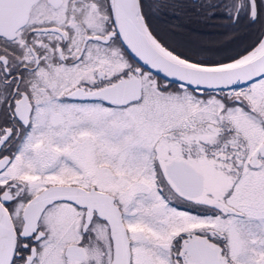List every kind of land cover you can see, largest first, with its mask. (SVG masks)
<instances>
[{"label": "snow or ice", "instance_id": "snow-or-ice-1", "mask_svg": "<svg viewBox=\"0 0 264 264\" xmlns=\"http://www.w3.org/2000/svg\"><path fill=\"white\" fill-rule=\"evenodd\" d=\"M0 264H264V0H0Z\"/></svg>", "mask_w": 264, "mask_h": 264}, {"label": "flooded vegetation", "instance_id": "flooded-vegetation-1", "mask_svg": "<svg viewBox=\"0 0 264 264\" xmlns=\"http://www.w3.org/2000/svg\"><path fill=\"white\" fill-rule=\"evenodd\" d=\"M161 19H162V22L167 25H171V24L180 25L179 30L169 29V31H172L175 33V38L180 41L189 42L194 45L197 44V46L203 47L212 53L217 52L218 50H220L222 47L226 45L225 28L223 26L224 21L222 20L212 19V20L206 21V23H208V30L205 32H201V33L198 32L197 34L198 38L202 35L201 37L203 39H200V40H207L206 43H202L201 41H196L195 39L196 37V34H195L196 18H195L194 13L188 12L187 14H183L182 11L176 12V13L170 12L167 14V16ZM200 20H203V19L200 18Z\"/></svg>", "mask_w": 264, "mask_h": 264}, {"label": "trees", "instance_id": "trees-1", "mask_svg": "<svg viewBox=\"0 0 264 264\" xmlns=\"http://www.w3.org/2000/svg\"><path fill=\"white\" fill-rule=\"evenodd\" d=\"M195 18H196V20H195V34H196V37H195V39H196V41H201L202 43H206L207 42V40H200V39H203L201 36L198 38L197 37V34H198V32L199 33H201V32H205V31H207L208 30V23H206V21H204V20H200V18H202V17H198L197 15H195ZM226 31V30H225ZM204 35V34H203ZM225 40H226V38H225ZM217 42H218V40H217ZM199 43V42H198ZM228 43V41L226 40V44ZM197 45V44H196Z\"/></svg>", "mask_w": 264, "mask_h": 264}, {"label": "rangeland", "instance_id": "rangeland-1", "mask_svg": "<svg viewBox=\"0 0 264 264\" xmlns=\"http://www.w3.org/2000/svg\"><path fill=\"white\" fill-rule=\"evenodd\" d=\"M200 45V44H199Z\"/></svg>", "mask_w": 264, "mask_h": 264}]
</instances>
